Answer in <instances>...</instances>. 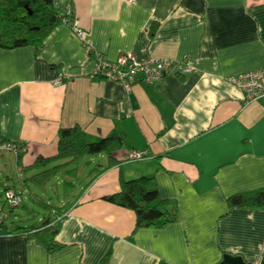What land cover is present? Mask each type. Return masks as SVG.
<instances>
[{"label":"crops","instance_id":"obj_1","mask_svg":"<svg viewBox=\"0 0 264 264\" xmlns=\"http://www.w3.org/2000/svg\"><path fill=\"white\" fill-rule=\"evenodd\" d=\"M54 4L73 10L86 42L61 21L41 49L0 45V139L26 146L21 161L20 153L0 150V209L9 187L57 200L51 213L25 225L11 208L14 220L0 222V264H217L225 253L264 264V207L228 201L264 187V98L246 100L232 79L264 68V0ZM91 50L111 60L130 51L171 63L159 82L128 89L90 76ZM74 125L91 141L112 135L122 146L34 167L38 157L57 155L60 128ZM132 150L149 155L128 159ZM58 165L45 185L43 175L31 179ZM121 176L153 177L179 218L137 228L134 210L105 198L121 189ZM56 208L70 215L57 233L62 246L51 251L28 229L53 220Z\"/></svg>","mask_w":264,"mask_h":264},{"label":"trees","instance_id":"obj_2","mask_svg":"<svg viewBox=\"0 0 264 264\" xmlns=\"http://www.w3.org/2000/svg\"><path fill=\"white\" fill-rule=\"evenodd\" d=\"M61 21H63V13L55 7L54 0H0V45L13 48L33 44L41 49L48 32ZM122 143L119 137L112 135L91 141L86 131L79 125L61 127L57 155L38 157L34 167H41L58 159H66L65 164H68L77 162L86 155L99 153L112 155L122 146ZM18 157L21 161L22 153ZM61 166L44 170L33 175L31 179L36 180L43 175L45 179L42 185H45ZM105 198L134 210L137 215V228L163 227L176 221L180 216L177 204L160 195L154 178L150 176L134 179L121 176V189ZM228 201L231 207H264V187L234 194L229 197ZM64 212L66 210L61 211L56 208L53 220H45L40 226H32L28 229V234L39 237L47 244L49 250L58 249L62 243L56 237L64 220L59 216Z\"/></svg>","mask_w":264,"mask_h":264},{"label":"built area","instance_id":"obj_3","mask_svg":"<svg viewBox=\"0 0 264 264\" xmlns=\"http://www.w3.org/2000/svg\"><path fill=\"white\" fill-rule=\"evenodd\" d=\"M63 21L69 23L74 33L84 42H86L87 31L80 25L79 20L71 8H66L63 12ZM91 49L90 47H88ZM92 69L90 76L118 80L128 89L136 82L154 84L159 82L165 75L171 61L161 58L140 59L134 52H123L116 60L109 59L99 50L90 51ZM190 66H183L187 71ZM232 79L240 85L244 91V98L248 101L264 98V68L241 73L233 76ZM56 84H60L58 79ZM9 149L17 154L26 150V146L14 141H5L0 139V150ZM149 155L147 150H132L128 154V159H142ZM22 166L18 168L19 178H24ZM22 192L15 187H9L5 190V203L10 208L18 207L22 202ZM70 215L69 211L60 214L59 218H66ZM9 212L4 208L0 209V221L7 219Z\"/></svg>","mask_w":264,"mask_h":264},{"label":"rangeland","instance_id":"obj_4","mask_svg":"<svg viewBox=\"0 0 264 264\" xmlns=\"http://www.w3.org/2000/svg\"><path fill=\"white\" fill-rule=\"evenodd\" d=\"M53 195L49 196V195H44L43 197V202L41 201H37V200H33L30 195H28V193L23 194V200L21 202V204L15 208V212L17 215V218H15V220L13 219V217L15 216L14 214H12L8 219L7 222H12L13 220L15 221V223L17 224H22L25 225L26 223H30V222H37L39 218H42L45 216V213H51L50 211L52 210L50 203H55L56 196L54 193H51ZM2 197V196H1ZM4 199V197H3ZM4 201L1 203L0 201V207L3 206ZM5 210L7 212L11 211V208L9 206H7L5 204ZM54 215V212H53Z\"/></svg>","mask_w":264,"mask_h":264},{"label":"water","instance_id":"obj_5","mask_svg":"<svg viewBox=\"0 0 264 264\" xmlns=\"http://www.w3.org/2000/svg\"><path fill=\"white\" fill-rule=\"evenodd\" d=\"M217 264H252V263L248 262L241 254L225 253L223 259Z\"/></svg>","mask_w":264,"mask_h":264}]
</instances>
